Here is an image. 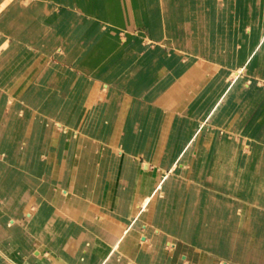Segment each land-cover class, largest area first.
<instances>
[{
    "label": "crops",
    "instance_id": "1",
    "mask_svg": "<svg viewBox=\"0 0 264 264\" xmlns=\"http://www.w3.org/2000/svg\"><path fill=\"white\" fill-rule=\"evenodd\" d=\"M216 1L214 16L204 0H163L171 26L186 29L168 35L180 46L165 53L155 42L136 65L122 55L121 28L102 19L73 17L70 39L57 31L77 48L52 51L48 70L38 47L30 57L29 46L0 50V224L9 231L0 264H264V122L256 127L264 96L246 103L252 92L264 94V50L212 119L205 116L230 85L231 60L246 59L262 35L264 0ZM195 27L202 38L215 27L213 45L233 53L213 58L220 82L208 79L215 50L198 42ZM27 29L31 42L36 33ZM196 65L207 72L199 83L186 80ZM103 83L116 86L114 97ZM52 167L57 186H49ZM79 168L77 197H62L59 189L72 187L65 177ZM130 190L136 200L127 202ZM135 203L136 216L127 209Z\"/></svg>",
    "mask_w": 264,
    "mask_h": 264
},
{
    "label": "rangeland",
    "instance_id": "2",
    "mask_svg": "<svg viewBox=\"0 0 264 264\" xmlns=\"http://www.w3.org/2000/svg\"><path fill=\"white\" fill-rule=\"evenodd\" d=\"M91 2L87 1L86 5H85V0H0V50L2 48H10L12 46V52L14 53L15 50L17 51V50H19V48H22L24 46H29L30 49H31V47H33V48L38 47V50L40 53H41V51H43V54L45 55V53H46V55L49 56V58H50L49 61L47 60L49 62V64L51 65L50 67L47 68V70H48L53 66L52 62L50 61V60H52V58H51V55L53 54L52 51H54V53H56V55L61 56L63 51H66L67 53H72L73 51H75V48H77V47H73L70 44H66L65 42L63 43V41L60 40L58 38V36L56 35V33H58L57 31H59L61 36L65 37V39H70V37H72V33H73V29L71 28V24H72L71 22H73L74 18H75V21H77V22L79 21V19H82V20L94 19L97 21H99L98 19H102V20H104L103 23H106L105 21H107L110 24L112 23L114 26L115 25L119 26L121 29H119L118 31L122 32V34L121 33H119V34L121 36H124V34H125L124 38L119 37L120 40L124 42L123 46H125V47L122 46L123 47L122 55L126 56V54H127L129 56L128 58L131 60H134L137 56L140 57L139 55L143 51L145 53L144 57H147V54H151V52H152V51H150V50H152L151 45L155 42L157 45L156 47H158L156 50H159V51L163 50L165 53L168 52V48L173 50V49H178V47L180 46L179 43H177V44L176 43L175 44L170 43L168 35H169V33H172L173 35H181L184 33V31L186 29H184L183 27H181V28L175 27L174 28V26L169 28L168 24H165L164 22H161V25H160V23H158V25H159L158 26L155 22V18H154L155 15L153 13L154 11L152 12L148 8H146V10L141 8L140 7L141 5H139V0H118L117 7H118L119 19H113L112 17L110 18L109 16H106V14L104 16H96V14L90 12V9L88 7V6H90ZM157 3L156 4L159 6V8L161 7L162 4H164L163 0H159ZM204 3H205V5L209 4L207 7L208 9L213 10V11L215 10L213 15L216 16L217 15V13H216L217 6L215 4L217 3V1L215 0V4H214V2L212 0H204ZM157 5H156V7L158 8ZM197 6L198 5H194V7H197ZM128 9L130 11L131 17L128 15V11H127ZM105 10H106V13H109L111 10L110 6L106 7ZM59 13L61 15L60 21H61V23H62V21H64V23L62 24L63 28H60L59 30H57L55 27V25H56L55 23L58 21ZM17 17H19V18L16 21H14L12 24L9 25V23L12 21V19H15ZM128 17H130V18H128ZM22 22H24L23 26L25 25L23 27V29L29 23V25L31 27L28 29L30 31H33L34 33H36V35L34 34L35 36L33 37V40L31 42H29L25 39V37H24L25 35H23L24 34L23 30L20 32H17V33H14L11 31V30H13V28L15 26H17L18 24H20ZM99 22H102V21H99ZM196 24L195 23L194 24L189 23L188 25L199 26ZM162 25H165V26H162ZM35 26H39V27H37L38 29L35 28V29L31 30ZM137 27H138V29H137ZM193 30H194L193 34L196 37V39L198 40V42H200L203 39V42L207 41L208 47H212V49L215 50V51H211L210 54H207L208 59H209L208 61L210 64L209 72H208V79H210V81H211L215 78H218L217 81L220 82L219 79H220V75H221L220 74L221 70H220L219 64L221 63V60H214L213 58H215L216 56L219 58L223 56L227 59L228 58L230 59V57L232 58L231 55H233V53L226 52L225 50H224L225 52H223L222 51L223 48L220 49L221 47H219V46L216 47L215 45H213L214 41H218L217 40V29L215 27H213L212 29H208V31L205 32L204 38H202L200 35L203 31H205L201 27H195V28H193ZM79 31L83 32L81 29L79 30L77 28L76 32L79 33ZM37 33H39V34H37ZM80 35H81V33H80ZM227 36H229L228 33H227ZM44 38H46V40ZM52 39H53V41H52ZM35 40H37L36 43H34ZM193 40H195V39H193ZM223 42H227V41L224 40ZM168 43H169V45H168ZM201 47L202 46H200V45H198V47L196 46L198 53L201 52ZM31 50L32 51H30V53L28 54L29 57L35 56L36 54H38L35 51H33V49H31ZM263 50H264V30L262 32V35H260V37L258 38V41L255 44V46L251 50H249L248 55L245 56L246 59H244V57H243L241 59V61L237 62V64H236V61L231 60L230 69L228 70V73H230V74L225 79L228 81L231 80L230 85L227 88H225L224 92L218 97V102L213 103V108L208 109L205 116H207L210 120L212 119L213 114L219 108V106L221 104L220 103L221 100L224 101L225 98H227V96L230 94V92H232L234 83H236L237 81H239L241 79L243 80L245 77L249 76L248 74H251L254 71V68H255L256 62L258 60L259 54ZM130 53H132V54H130ZM48 62L43 63L42 67H47L49 65ZM201 62L202 61H199L198 64H201ZM233 62H235V64ZM44 64H45V66H44ZM132 64L136 65V61L135 60L132 61ZM238 64H240V65L238 66ZM47 70L45 69L46 72H49ZM116 72H117L116 70L113 71V75H116ZM205 73H207V72H204L200 66L196 65V67L193 70V74L191 76H189L186 80H189V81L193 80V82L199 83V81L204 80ZM210 75H211V77H210ZM105 85H108V86L105 87ZM115 87L116 86H114L113 83H105V84L103 83L102 84V89L108 88V90H110V94H109L110 97H114V95H115L114 90H117ZM194 87L195 86H192V88H194ZM193 90H195V89H193ZM242 92H244V91H242ZM9 93L10 94L8 95L7 98H8V100H10V102H12L15 100V95L12 92H9ZM193 93L194 92L191 90L190 95L191 94L194 95ZM10 95H12V100L9 98ZM262 96H264L263 93L256 94L255 92H252L251 95L249 96V98L247 99L246 103L248 105H249V103L255 105V103H257V100L259 98H261ZM122 97H123L122 94H118L117 101L119 102V99L120 98L122 99ZM20 112L23 114L24 110H20ZM124 113H125V109L123 108L122 115ZM262 113H263V111L261 110V108H258V114H257L258 117L256 120V127L257 128L260 127L259 124L264 122V115H263L264 113L263 114ZM165 116H166V114H165ZM207 117H205V118L207 119ZM170 120H172V119H170ZM205 121L206 120L202 121V124H205L206 123ZM163 123H164V121H163ZM55 124L57 127H60L63 131L66 132L68 126L64 125L63 123H55ZM161 126H163V129H162V132H163L164 131V124ZM204 126H207V124H205ZM168 128H169V126H168ZM192 135H193L192 136L193 138L196 137V135L194 134V127H193ZM194 140L195 139H192V142H194ZM192 142H190V143H192ZM190 143L188 146L191 145ZM99 145H101V143H99ZM247 164H246L245 168H247ZM50 171L51 172H49V177H50L49 178V186H52V185L57 186L55 184L54 180H56L58 173H57V171H55L54 167H52V169ZM160 173H161V171H160ZM258 174H260V172H258ZM82 175L84 177V172L82 173L80 168H79V169H77V172L72 171L70 173V179L69 180L65 177V179L67 181L65 180L66 184L64 186H72V187L70 189H68V188L59 189L62 197L66 198V194H65L64 190H67L68 191L67 194H69L70 196L72 195L75 197V195H76V197H77L76 187H75V189H72V188L74 186V181L77 182V184L80 183V181H81L80 179L82 178ZM167 177H169V173H168ZM166 180H164V181H166ZM70 184H72V185H70ZM158 184H159V182H158ZM244 188L248 189L249 185L248 186L245 185ZM254 189L255 188L253 187V190ZM158 193H159V189L157 188L154 197L156 195L159 196ZM131 195H132V191L130 190V192L128 194L127 202L132 200V199H133L132 201L136 200V197L133 198V197H131ZM150 202L152 203V199ZM147 205H149V204L146 203V206ZM85 206L86 205L84 203V207ZM129 208L134 210V212L132 213L134 216H136L135 213L140 211V209H141L138 206V204H136V203L134 205L130 204L127 209H129ZM29 211L32 213V215L36 214V212H37L36 209L29 210ZM141 212H142V210H141ZM105 217H106L105 215H102V214L99 215L98 214V219L100 221H102ZM114 225L121 227V225L117 224V223H114ZM116 230H118V229H116ZM55 234H56V232H55Z\"/></svg>",
    "mask_w": 264,
    "mask_h": 264
},
{
    "label": "bare ground",
    "instance_id": "3",
    "mask_svg": "<svg viewBox=\"0 0 264 264\" xmlns=\"http://www.w3.org/2000/svg\"><path fill=\"white\" fill-rule=\"evenodd\" d=\"M87 1H92L89 9H90V12L96 14V16H104L106 14V16H109L110 18L112 17L113 19H119V13H118V0H85V5L87 3ZM159 0H139V5H141L140 7L143 8L144 10H146V8H148L149 10H151L154 15H155V22L156 24L158 25V23H160L161 25V22H164L165 24H168V27L171 28V23L169 22V8H167V6H163V4L161 5V7L159 8V6L157 5ZM84 3V2H83ZM157 3V4H156ZM156 5L158 6V8L156 7ZM110 6L111 10L109 13H106V7ZM130 9V8H129ZM129 9L127 10L128 11V15L130 16V11ZM165 14V15H164ZM131 17V16H130ZM128 17V18H130ZM19 17L15 18V19H12V21L9 23L12 24L14 21H16ZM170 18V17H169ZM24 22L18 24L17 26H15L13 28V30H11L12 32L14 33H17V32H20V31H24V34L23 35H26V27L30 28L31 26L28 25L23 29V26ZM8 25V26H9ZM159 26V25H158ZM162 26H165V25H162ZM171 26V27H170ZM28 30V29H27ZM170 31V30H169ZM172 31V30H171ZM191 31L193 32V28L191 29ZM30 32V33H29ZM27 34L29 37H33V35L35 33H33L32 35V32L33 31H29ZM39 34V33H37ZM170 34V33H169ZM27 36V37H28ZM56 38V37H55ZM53 41V39H52ZM33 53V52H32ZM105 87H107V85H105ZM182 97V96H181ZM170 101V100H169ZM181 101V100H180ZM175 163V162H174ZM166 170V169H165ZM168 171V170H167ZM166 172V171H165ZM54 193V192H53ZM51 195V194H50ZM53 196V195H52ZM152 196V195H151ZM256 196V195H254ZM50 197V196H49ZM52 198V197H51ZM54 198V197H53ZM57 198V197H56ZM32 216V215H31ZM39 230V229H38ZM37 230V231H38ZM32 232V231H31ZM9 231L4 227V224H0V238L1 237H4L6 235H8ZM34 233V232H32ZM36 234V233H35ZM37 256H40V252L38 251V254Z\"/></svg>",
    "mask_w": 264,
    "mask_h": 264
}]
</instances>
